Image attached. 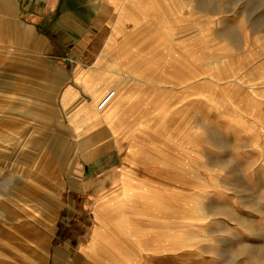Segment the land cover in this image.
Returning <instances> with one entry per match:
<instances>
[{
    "label": "rangeland",
    "instance_id": "374dc122",
    "mask_svg": "<svg viewBox=\"0 0 264 264\" xmlns=\"http://www.w3.org/2000/svg\"><path fill=\"white\" fill-rule=\"evenodd\" d=\"M156 7L162 22L125 39L132 64L116 77L133 95L122 123L142 151H130L135 187L107 193L101 181L126 167L84 165L85 129L70 123L119 112L93 100L70 115L81 88L97 99L109 77L87 72L95 53L75 26L57 31L48 11L31 32L0 0V264H264V0ZM8 54L40 73L9 69ZM72 78L81 94L64 108Z\"/></svg>",
    "mask_w": 264,
    "mask_h": 264
},
{
    "label": "crops",
    "instance_id": "0c3cea01",
    "mask_svg": "<svg viewBox=\"0 0 264 264\" xmlns=\"http://www.w3.org/2000/svg\"><path fill=\"white\" fill-rule=\"evenodd\" d=\"M144 1L145 3L139 4L138 2L136 3V0H11V2L15 5V11L13 14L14 17L11 19H14L16 22L21 24L26 23L27 26L29 25L27 28L31 32H35L37 27H39L42 22L44 23L45 19H48V11L53 13L54 16H57V19L60 21V25L56 28L57 31L66 29L65 32H68L70 31L69 29H72L75 26L77 28V33L81 35L82 38L80 52L88 55L95 53V56L91 61V70L87 72L94 71V76L97 78L100 77V80L105 75L109 77L108 82L110 88L107 87L101 91L102 93L98 94L99 96L97 99H92L91 96L81 88L88 98L75 106L70 118L76 114L77 110L78 112L82 111L81 109H83L84 106H86L85 108L87 109V105L89 103H93V100H95V104L98 103L108 91L112 89L118 90V92L115 90V93L110 101H107L108 104L106 102L107 105L105 104L106 106L99 111H103L110 103L114 102L116 97H120L118 102L119 104L117 103L116 106L111 107L112 111L119 112V118L114 117L109 124L103 120V117H98L96 123L93 122L96 119L92 121L88 119H81L77 122V124H74L73 122L70 123L75 133L85 129L84 135H82L79 140V142L84 140L85 144L86 142L88 143L85 148V154L88 156L86 157L88 162L84 161V165L88 164L90 167H94L99 165H108L114 161V163H119L126 167L123 171L120 169V171L114 170L112 173L110 172L106 175L103 181L105 182L106 179V182L111 184V188L105 187V184L101 181L102 184L98 190H106L107 193L115 191V189L122 183V180H124L126 184L128 183V186L135 187L132 183H129L132 181L131 176L134 169L130 147L131 139L134 135L137 136V134H134L129 128L127 131V125H123L122 123L123 111L128 106H132L133 95H131L130 92L128 94L126 91L127 88L122 84V81H120L121 79L118 80L116 77L121 75L119 72L121 67L129 63L132 64L130 57L127 56V54L129 55V53H131V49L129 47L122 49L125 39L135 33H139L143 29L148 28L149 23L156 22L157 24L162 22L160 16L158 22L157 17L153 18V16L148 12L150 9H155L158 10L159 14H161L163 11H161L160 8H155V6L158 3L165 6V0ZM150 6L152 8H150ZM132 11L134 13H132ZM3 16L7 17L6 14ZM154 27L158 28V26ZM159 28L162 27L159 26ZM78 36L76 35L74 38H79L80 36ZM160 37H163V35H160ZM124 54L126 55L124 56ZM122 55L124 57H122ZM8 56L10 58L8 66L9 69L17 70L23 68L25 70H23L24 73L30 74L34 78L40 73L35 62L29 57L17 54H8ZM108 56L114 59L111 63L106 62L105 60V57ZM145 64H147V62ZM109 65H112L111 76L104 73V71L109 72ZM34 67H37V74L33 70ZM79 70V68H74V73L72 75L75 79L76 76H79ZM23 76L24 75L19 77ZM136 77H138L137 81H139V75L134 77L135 81ZM74 78H72V84L66 87L63 91L64 93L66 90H70V93L67 95L68 101L65 104L62 103L64 108H68L73 103H76L80 97L81 93L79 92L78 86H81L76 83ZM14 84L15 83H13V85ZM31 91L35 93L34 88H32ZM71 97L72 99H70ZM90 143H93V145L89 146ZM78 144L76 151L80 150ZM108 144L110 146L106 148ZM106 149H108V153L105 152ZM92 151H94V153L91 156L89 153ZM124 151H126V154L123 156ZM138 194L139 193H132L133 196L131 195V203L135 202V198L141 197V195L138 196ZM107 202L109 203V200Z\"/></svg>",
    "mask_w": 264,
    "mask_h": 264
},
{
    "label": "bare ground",
    "instance_id": "6f19581e",
    "mask_svg": "<svg viewBox=\"0 0 264 264\" xmlns=\"http://www.w3.org/2000/svg\"><path fill=\"white\" fill-rule=\"evenodd\" d=\"M169 0H165V4H166V6H168V4H169V2H168ZM150 8H152L151 6H150ZM151 10V9H150ZM33 70H34V72L37 74L38 73V70H37V67H34L33 68ZM35 92H37V91H35ZM119 98L120 97H116V99H114V102L113 103H110L107 107H106V111H112L111 110V107H113V106H116V104L119 102ZM107 104H108V102H107ZM106 104V105H107ZM119 104V103H118ZM97 104H95V106H96ZM119 108V107H118ZM98 110V109H97ZM37 116H38V114H37ZM135 143V142H134ZM135 145V144H134ZM130 151H133V152H135V156L136 157H138L139 156V154H141L142 153V151H141V148L139 149V147H132L131 148V150ZM141 156V155H140ZM103 212H101L102 213V215H104V213L106 214L107 213V210H105V208L102 210Z\"/></svg>",
    "mask_w": 264,
    "mask_h": 264
},
{
    "label": "built area",
    "instance_id": "2783aa9c",
    "mask_svg": "<svg viewBox=\"0 0 264 264\" xmlns=\"http://www.w3.org/2000/svg\"><path fill=\"white\" fill-rule=\"evenodd\" d=\"M115 91L112 89L110 91H108L103 98L97 103L96 107L98 110L103 109L106 105V102L110 101V99L112 98V96L114 95Z\"/></svg>",
    "mask_w": 264,
    "mask_h": 264
}]
</instances>
